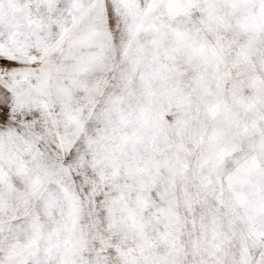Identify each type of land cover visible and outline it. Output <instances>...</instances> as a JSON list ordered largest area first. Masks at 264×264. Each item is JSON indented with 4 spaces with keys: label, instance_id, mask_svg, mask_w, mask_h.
Listing matches in <instances>:
<instances>
[{
    "label": "snow or ice",
    "instance_id": "snow-or-ice-1",
    "mask_svg": "<svg viewBox=\"0 0 264 264\" xmlns=\"http://www.w3.org/2000/svg\"><path fill=\"white\" fill-rule=\"evenodd\" d=\"M0 264H264V0H0Z\"/></svg>",
    "mask_w": 264,
    "mask_h": 264
}]
</instances>
